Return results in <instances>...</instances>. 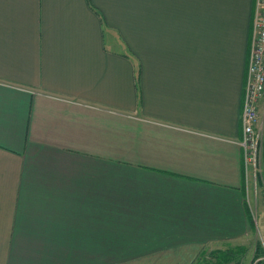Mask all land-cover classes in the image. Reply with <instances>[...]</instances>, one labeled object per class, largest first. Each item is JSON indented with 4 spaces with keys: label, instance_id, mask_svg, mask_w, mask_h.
Masks as SVG:
<instances>
[{
    "label": "crops",
    "instance_id": "1",
    "mask_svg": "<svg viewBox=\"0 0 264 264\" xmlns=\"http://www.w3.org/2000/svg\"><path fill=\"white\" fill-rule=\"evenodd\" d=\"M254 5L0 0V264H264L239 145Z\"/></svg>",
    "mask_w": 264,
    "mask_h": 264
},
{
    "label": "built area",
    "instance_id": "2",
    "mask_svg": "<svg viewBox=\"0 0 264 264\" xmlns=\"http://www.w3.org/2000/svg\"><path fill=\"white\" fill-rule=\"evenodd\" d=\"M264 106V0H255L243 102L240 114L245 169L256 176L262 148L261 108ZM264 199V194H262ZM222 264H240L228 261Z\"/></svg>",
    "mask_w": 264,
    "mask_h": 264
},
{
    "label": "rangeland",
    "instance_id": "3",
    "mask_svg": "<svg viewBox=\"0 0 264 264\" xmlns=\"http://www.w3.org/2000/svg\"><path fill=\"white\" fill-rule=\"evenodd\" d=\"M262 135H264V133H262ZM259 159L261 160V154H260V158ZM260 171H262L261 170V166L258 165L256 174L259 175ZM248 185H249V188H250V198L249 199H250L251 207H252L254 215L257 216L258 212H257V208L255 209L253 200H254V196L255 195L259 199L262 196V194H264V186L258 184V181L256 180L254 174L250 177V181H249ZM259 237L258 238L255 237L256 239L252 238V240H253L252 245L254 246L255 242H256L255 240L259 239L258 240L259 244L256 245V246H257L258 249L264 250V247H262V244H264V242H262V241H264V240H262ZM207 259H208V261H204L203 260V261L199 262V264H215L213 261H210V260H213V257L212 258H207ZM237 260L239 261L241 259H233V261H237ZM242 263H244V262L242 261Z\"/></svg>",
    "mask_w": 264,
    "mask_h": 264
},
{
    "label": "trees",
    "instance_id": "4",
    "mask_svg": "<svg viewBox=\"0 0 264 264\" xmlns=\"http://www.w3.org/2000/svg\"><path fill=\"white\" fill-rule=\"evenodd\" d=\"M261 153H264V135H262V149ZM262 175H264V171H262ZM233 251H226V252H215V264H222L228 261L233 260L234 258L231 257Z\"/></svg>",
    "mask_w": 264,
    "mask_h": 264
}]
</instances>
